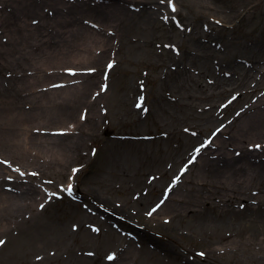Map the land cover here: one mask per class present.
<instances>
[{
	"label": "rangeland",
	"instance_id": "1",
	"mask_svg": "<svg viewBox=\"0 0 264 264\" xmlns=\"http://www.w3.org/2000/svg\"><path fill=\"white\" fill-rule=\"evenodd\" d=\"M125 2L130 12L136 13L134 16L129 14L118 28H108L110 46L98 75L102 84L108 85V90L100 92L102 84L98 83L91 90L90 103L78 107L76 102L71 109L75 110L74 127L78 124L80 128L77 136L78 133L82 136L75 139L81 160L62 170L37 172L33 170H38L40 165L25 167L38 175L23 177L20 184L23 189L19 188V191L23 193L35 186L44 207L37 209L36 219L31 220L32 217L27 223L19 221L6 235H0V239L6 241L0 248V264H114L115 260L109 261L107 257H118L128 239L144 245L135 264H167L173 262L177 254L191 262L204 264L206 262L200 253L213 250L218 254L209 257L210 264H232L236 260L240 264H264V260L246 262L247 258L242 257V253L236 257L226 250L228 244L221 240L222 235L236 233L240 236L242 228L239 224L231 228L227 220L216 217L213 212L188 219L176 218L171 222L164 219L169 217L168 211L157 216L149 214L153 208L157 209V205L170 202L165 199V191L180 186V182L175 180L187 166L189 155L195 151L193 149L198 148L208 136L205 130L197 128L202 125V119H207L214 113L212 108L218 107L220 115L216 116L217 119L230 122L241 107L242 101L235 102L232 107L224 104L228 97L234 101L237 94L244 93L245 86L252 82L249 76H243L242 72H235L237 74L229 78L222 76L239 89L227 96L221 94V85L214 80L211 83V75L208 74L201 82L206 83L211 93L209 99L202 98L204 96H201L194 80L201 77L200 65L210 64L216 67L214 71H218L222 64L227 70L237 56L239 60L243 59L239 62L242 69H249V63L254 65V62L264 59L259 43L251 45L249 42L251 36L260 41L264 39V0H173L180 16L178 13L167 14L166 8L159 14L160 19L173 17L177 26L169 24V19L158 20L151 11L141 12L142 6L134 0ZM165 3L167 5V0ZM204 6L215 8L222 16V12H243L237 20L219 29L196 18ZM182 18L191 24L190 37L185 38L181 30ZM13 29L18 34L17 40H24L25 44L23 47L7 44L9 37L0 25V51L4 52L7 63L21 54L34 60L43 58L48 52L49 44L42 33L35 30L33 33L29 27L21 25ZM204 33H210V41L195 39L197 34ZM218 47L224 54L214 59L211 53ZM110 63L114 67L108 70ZM23 72L27 74V80L35 77V73ZM74 72L75 76L64 71L59 79L44 82L39 78L42 82L35 86L36 94L44 95L50 89L73 86L76 89L88 75L95 74L88 73L90 70L87 69ZM46 74L53 78L52 70ZM105 74L108 76L106 81ZM2 79L3 85H10L12 74L4 72ZM260 81L264 83V78ZM97 92H100L98 96ZM141 97L143 107L138 108ZM46 110L54 111L55 108L51 106ZM44 115L35 119H58L54 112ZM82 115L86 118L81 119ZM73 122L53 126L51 130L39 127L35 132L41 130L42 135H47L51 131L56 135V130L52 129L62 127L67 132ZM0 149L4 154L0 155L10 159L11 148L0 141ZM16 164L12 160L0 164L5 168L7 181L11 177L9 174L18 176L14 169L23 164ZM197 171L192 169V175H197ZM69 185L72 187L71 195L66 191ZM180 188L189 199L187 204H195L207 194L201 186L192 188L182 184ZM52 192L57 196L49 197ZM141 210L144 221H150L147 225L150 231L142 232L144 236L138 232L143 231L145 222L136 216ZM74 226L76 230H73ZM93 228L99 232L92 231ZM89 252L93 255H88ZM261 256L264 258L263 253Z\"/></svg>",
	"mask_w": 264,
	"mask_h": 264
},
{
	"label": "bare ground",
	"instance_id": "2",
	"mask_svg": "<svg viewBox=\"0 0 264 264\" xmlns=\"http://www.w3.org/2000/svg\"><path fill=\"white\" fill-rule=\"evenodd\" d=\"M125 1L0 0V12L2 13L0 25L9 37L7 44L14 43L15 46H24V40L18 41L16 38L18 34L13 29L19 25L29 27L33 33L34 30L42 33V37L46 36L45 41L49 44V50L44 54V57L41 56L34 60L21 54L15 60L7 63L5 55H3L4 52L0 51V141L8 145L12 153L8 154L10 159L0 155V160H12L18 163L16 166L23 164L17 168L20 172L25 173L21 176L18 172V177L9 178L8 182L5 176L6 172H4L5 168L0 166V235H6L11 226L18 224L19 221L27 223L32 217L31 220L36 219L37 209L43 203L42 201L40 203L39 198L42 196L37 193L35 186L32 189H26L23 193L19 191V188H22L20 184L23 177L33 173L29 172L32 169L26 170L25 167L40 165L38 170H33L37 172L58 168L62 170L73 162L81 160L82 155L77 147L78 141H75L77 137L81 136L80 133L77 136V130L80 128L78 124L74 127L75 110L71 109L76 102L78 107L90 103L89 101L92 100L91 90L96 88L98 83L102 84L98 75L100 74V65L108 53L107 47L110 46L109 29L111 27L118 28L124 23V20L128 19L129 14L132 13L134 16L136 13L130 12ZM150 1L134 0L142 6L141 12L151 11L152 16L158 20H163L160 19L159 13L165 8L167 14H174L168 4H161L159 0ZM202 6L203 4L200 5V7ZM246 8L248 7L246 6ZM242 12L243 10H234L230 14L222 12V16L215 8L204 6L197 13L196 18L199 22L205 21L208 25L220 29V27H227L228 23L237 20ZM48 13H54V15L50 16ZM178 15L180 16V13ZM184 18L181 19L183 22L181 30L187 38L191 36V24ZM34 20L37 21L36 26L33 25ZM169 22V24L177 26V22L171 16H169ZM210 38V33L195 36V39L204 41H210ZM249 42L251 45L259 43V50L264 52V39L260 41L251 36ZM20 49L24 51V48ZM222 50L218 47L211 53L212 57L215 59L220 54H224L220 53ZM239 59L240 57L237 56L233 59V65H230L228 71L222 64L218 71H214L216 67L213 65H207L209 67L200 65L201 77L194 80L196 81L194 84L200 89L201 96H204L203 99H209L211 96L206 83L201 82V79L206 78L208 74L211 75V83L214 80L218 83L217 85H221V94L225 93L227 96L232 92H238L239 89L232 86L230 81L222 76L229 78L235 72H242L243 76H249L248 78L252 81L250 85L245 86L243 94H237L234 101L229 97L225 101L226 107H232L235 102L242 101L241 107L236 110L233 116L234 119H231L230 122H222V119H217L216 116L220 115L218 107L212 108L214 113H211L210 119L209 117L202 119V125L197 128H200L201 131L205 130L208 136L198 146L201 148L199 155L195 151L189 155L187 171L183 175H181V171L178 175L179 179L175 180L180 182V186L182 184L190 185L192 188L201 186L207 190V194L200 197L197 203L187 204L186 201L189 199L184 196L183 188L172 187L169 188L170 191L168 189L164 193L170 202L161 203L155 212L151 210L150 213L157 216L161 215V212L168 211L169 217L164 219L171 222L176 218L188 219L190 216L213 212L216 217L227 220L226 223L231 228L237 224L242 228L240 236L236 233L222 235L221 240L228 244L225 246L226 250L236 257L242 253V257L247 258L246 262L259 263L264 260L261 256V253L264 255V146H262L264 144V83H260L261 78H264V59L258 63L254 62V65L252 62L249 63L248 68L251 67L249 69H242L239 62L243 59ZM214 65L217 63L215 62ZM259 66H263V68H259ZM76 69H94L88 73L95 74L88 75L86 81L84 80L80 86H76V89L73 86L66 89H50V92L44 95L36 94L35 86H38L42 81L59 79L58 76L62 72L75 71ZM50 70L53 72L51 79L46 74ZM3 71L12 74L10 85H3ZM23 71L35 73V77L32 80L30 78L27 80V74ZM36 73L41 75L37 77ZM51 106L55 110L47 111L46 109ZM53 112L56 113L58 119H35L45 116V113ZM67 122H70L68 124L73 122V126L69 127L67 132L62 127L52 129L58 131L57 133H65L64 135H52L51 131L47 135H42L41 130L35 132L39 127L51 130V127L67 124ZM209 140L212 143L208 147H201ZM257 144L261 145L260 149H256ZM1 151L2 149H0V153L3 154ZM4 153L7 154L5 151ZM194 156L196 158L193 162ZM194 168L198 170L197 175L191 173ZM8 176L13 177L12 174ZM255 193L259 196H254ZM168 204L173 205L166 207ZM141 214L142 210L138 211L136 216L144 221ZM128 216L130 215L128 214ZM144 222L145 227L143 231L138 232L139 234L142 232L146 234V231H150V227L147 226L150 221ZM243 234L245 235L241 237ZM143 246L140 241L135 244L134 241L128 239L113 263L135 264L140 252L144 250ZM217 252L213 250L210 253H204L202 256L206 262L204 264H210L209 257H214L218 254ZM167 264L199 263L191 262L177 254L174 261ZM232 264H240V261H232Z\"/></svg>",
	"mask_w": 264,
	"mask_h": 264
},
{
	"label": "snow or ice",
	"instance_id": "3",
	"mask_svg": "<svg viewBox=\"0 0 264 264\" xmlns=\"http://www.w3.org/2000/svg\"><path fill=\"white\" fill-rule=\"evenodd\" d=\"M165 2H166V0H160V3H161V4H164ZM167 4H168V7L171 9V11H172L173 13L177 12V7H176L175 3L173 2V0H167ZM163 19H164L165 21H167V20L169 19V17L165 16V17H163ZM33 23L35 24V23H37V21L34 20ZM113 67H114V65L111 64V63L107 65V69H108V70H111ZM90 71H94V69H92V70H90ZM68 74L71 75V76H75V75H76V73H75L74 71H72V70H69ZM104 79H105V81L108 79L107 74H105ZM54 87H60V85H54ZM107 90H108V85H107V84H102L101 87H100V92H106ZM100 92H97L96 95L98 96V95L100 94ZM137 107H138V108H142V107H143V97L140 98V103L137 104ZM145 110H146V109H145ZM237 115H239V113H237ZM85 118H86V117H85L84 115L81 116V119H85ZM186 131H187V130H186ZM54 134L64 135L65 133H54ZM211 143H212V141L209 140L206 144L202 145L201 147L206 148V147H208V145H210ZM255 147H256V149H260V148H261V145L257 144ZM200 151H201V148H197V149H195V152H196L197 155H199ZM195 158H196V157L194 156V157H193V162L195 161ZM3 163H6V161H2V160H0V164H3ZM14 171L19 172L21 176L25 175V173L20 172V170H19L18 168L14 169ZM74 171H76V170H74ZM186 171H187V167H185V169L182 170L181 175H183V173L186 172ZM31 175H32V176H37L38 173L33 172V173H31ZM178 179H179V177H177V180H178ZM64 190H65V189H61V191H64ZM170 190H171V189H169V191H170ZM66 191L69 193V195L72 194V187H71V185H69V186L67 187ZM56 196H57V193H56V192L49 193V197H56ZM166 198H167V197H165V199H166ZM40 207L43 208L44 205L41 204ZM158 207H159V205H157V208H158ZM152 211L155 212V211H156V208H153ZM149 214H151V213H149ZM73 230H76V229H75V226H74ZM92 231H94V232H99V229H97V228H93ZM5 244H6V241L0 239V248L4 247ZM88 255L91 256V255H93V253L89 252ZM200 255L203 256L204 253H200ZM37 259H40V257H37ZM107 259H108L109 261H114V260L116 259V257H115V255H109V256L107 257Z\"/></svg>",
	"mask_w": 264,
	"mask_h": 264
}]
</instances>
